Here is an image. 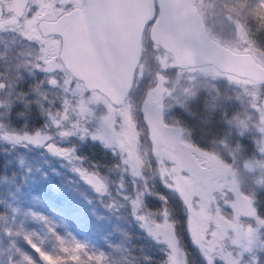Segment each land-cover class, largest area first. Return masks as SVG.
<instances>
[{
  "label": "snow or ice",
  "instance_id": "1",
  "mask_svg": "<svg viewBox=\"0 0 264 264\" xmlns=\"http://www.w3.org/2000/svg\"><path fill=\"white\" fill-rule=\"evenodd\" d=\"M257 6L264 7V0H257ZM202 7L197 0H0V35L11 33L29 50L27 62L17 66L16 80H24L19 76L21 67L28 76L43 73L33 91L45 98L54 93L48 103L56 109L46 113L51 126L40 121L47 132L17 131L12 110L6 114L7 121L0 120V185L5 192L0 196V264H119L113 254L79 239L67 224L58 226L59 209H54L55 216L31 210L33 204H49L33 193L49 180L47 168L58 157L87 180L103 204L114 196L109 183L87 174L83 160L77 161V142L87 136L68 129L82 115L94 116L102 128L114 133L116 145L133 158L129 166L137 170V177L148 168L152 184L159 179L182 204L191 199L196 212L191 217L185 212L188 236L203 264H264V212L258 207L257 186L250 184L251 174L257 168L264 170V45L254 39L257 34L264 36V14L253 17L255 32L238 26L235 35L240 46L229 50L202 28L207 20ZM109 8L121 10L119 20L96 15L98 9ZM226 19L232 22L231 15ZM74 45L103 73V82L73 71L70 50ZM245 47L256 69L248 82L236 73L234 63V56ZM10 72V68L0 71V91L9 87L3 78ZM202 81L227 82L237 95L221 100L218 89L216 94L211 88L202 90ZM201 97L205 111L220 115L218 123L225 135L215 142L218 147L193 149L196 164L184 167L179 153L189 146L173 113L188 112ZM141 113L144 127L139 124ZM51 128L58 129L59 141ZM169 132L176 134L175 142L167 139ZM229 137L233 142L253 140L252 158L245 161L239 145L233 151ZM65 139L71 147H65ZM17 151L25 153L18 163ZM197 173L207 174V191L200 190ZM185 174L188 179L182 181ZM144 184L145 189L131 201L133 215L166 246L162 264H187L188 253L180 245L175 223L169 222L171 213L165 207L157 213L163 222L153 219V210L145 204L146 194L151 193L147 178ZM258 185L264 195V182ZM52 187L59 190L57 185ZM80 195L92 203L83 192ZM105 206L113 210V205ZM22 241L36 256L25 250ZM110 247L113 253L121 250L118 245Z\"/></svg>",
  "mask_w": 264,
  "mask_h": 264
},
{
  "label": "trees",
  "instance_id": "2",
  "mask_svg": "<svg viewBox=\"0 0 264 264\" xmlns=\"http://www.w3.org/2000/svg\"><path fill=\"white\" fill-rule=\"evenodd\" d=\"M197 2L203 5L201 11L207 17L204 24L210 35L217 38L221 44L235 48L240 46L235 35L238 26L250 28L252 32H255L256 21L253 17L264 14V7H258L257 0H197ZM228 15L232 16V22L226 19ZM254 39L258 45H264V36L257 34ZM28 52V49L20 45L18 37L11 33L0 35V71L11 69V72L3 78V82L9 87L0 91V120L7 121L6 114L12 110L13 126L17 131L35 133L39 129L47 132L48 130L40 121L43 120L44 124L51 126L46 113L49 110L53 113L56 111L48 103L49 99L55 98V94L49 93L45 98L33 91L37 80L44 79V74L28 76L21 67L19 76L24 77V80L22 83L16 80L17 66H22L27 62ZM200 87L202 90L211 88L213 94H216L218 89L221 100L226 96L237 95L227 82L202 81ZM139 97L140 93L137 92L134 100L138 102ZM81 117L74 122L76 124L74 128L68 129L76 132L78 136L85 134L87 136L85 141L77 142V161L83 160L82 168L87 174L109 183L114 196L103 204L84 178H80L70 167H66L67 162L61 161L58 157L57 160L53 159L50 167L47 168L49 180L40 183L36 187V192L33 193L47 200L49 204L47 206L33 204L31 210L55 216L54 209H59L61 215L55 216L58 226L67 224L68 230L77 235L79 239L89 241L100 251L113 254L119 264H162L166 259V246L157 242L153 235L142 227L141 222L136 219L131 210V201L145 189L144 180L147 178L151 193L146 194L145 204L147 208L153 210V219L163 222L164 217L157 213L167 207L171 213L169 222L175 223L180 245L188 253L187 264H203L202 257L189 239L188 221L185 219L186 211L189 215L190 211L196 212V209L182 204L177 194L165 187L159 179L152 184V173L148 168L143 169V175L137 177L136 172H133L129 166L127 153L116 145L113 133L104 139L94 136L97 131L93 129L87 132L79 131L78 128L85 126L86 118L91 119L93 124L97 120L94 116H85L84 119ZM173 117L180 121V126L184 129L185 143L191 150L199 148L203 151L218 147L219 145L215 142L220 141L225 135V128L218 123L221 119L220 115H212L204 110L203 97L191 103L188 112L176 109ZM67 123L65 122V127ZM139 124L144 127L141 114ZM25 125L27 128L24 127ZM57 133L58 129L51 128V134L57 136V141H59ZM233 134H235V129H233ZM228 140L233 151L239 145L241 152L246 153L245 161L252 158L251 153L255 150L253 140L233 142L232 137ZM64 144L65 147H71L67 139ZM24 155L23 151H17L14 159L18 163L19 157ZM143 159L147 161V155H144ZM229 162H231L230 157ZM258 182H264V170L259 168L251 174L250 184L257 186L258 207L264 212V195L260 194ZM52 185L59 186V190L54 189ZM81 192L92 200L91 204L80 195ZM116 193L119 197L115 196ZM4 195L3 186L0 185V196ZM162 197L166 198L167 203ZM189 201V205L192 206L191 199ZM106 204L113 205V210L109 211ZM101 216L103 219H98ZM21 243L26 251L36 256L26 243L23 241ZM113 245H118L121 250L113 253L110 247Z\"/></svg>",
  "mask_w": 264,
  "mask_h": 264
},
{
  "label": "water",
  "instance_id": "3",
  "mask_svg": "<svg viewBox=\"0 0 264 264\" xmlns=\"http://www.w3.org/2000/svg\"><path fill=\"white\" fill-rule=\"evenodd\" d=\"M16 2L19 3V0H16ZM96 15L99 17H109L114 20H119L122 13L119 8H109V9H98L96 11ZM87 24H88V19H87V15H85L83 18V22H82V27L85 31L87 30ZM202 28L208 32L204 23L202 24ZM211 38L213 37L211 36ZM213 39L219 42L218 39L216 38H213ZM219 44L221 48L232 50V48L226 45H223L220 42ZM246 52L247 51H242L239 54L234 56L236 73L239 75L241 79H244V80H247V77L253 71L256 70L254 66L251 63H249V59L245 55ZM70 55L72 59L73 71L85 76L88 80L92 82H97V81L103 82L104 81L103 73L99 72L95 67H93L90 63L87 62L83 49H81L79 46L74 45L73 48L70 50ZM141 119L144 124L142 113H141ZM166 136L170 142H175L176 134L174 132H169L166 134Z\"/></svg>",
  "mask_w": 264,
  "mask_h": 264
},
{
  "label": "rangeland",
  "instance_id": "4",
  "mask_svg": "<svg viewBox=\"0 0 264 264\" xmlns=\"http://www.w3.org/2000/svg\"><path fill=\"white\" fill-rule=\"evenodd\" d=\"M217 39V38H216ZM232 49H236L235 47H232V46H228ZM243 51H247L246 48H244ZM244 80V79H242ZM246 82H248L247 80H245ZM85 116L82 115L81 119H84ZM90 129H93L95 131H97L96 133H94V136L96 137H102V138H108L109 135H111L113 132L110 131L109 129L107 128H102L101 125H100V122L98 120L95 121V123L93 124L92 120L91 119H87L86 118V124L85 126H81V128H78L79 131H89ZM73 131V130H72ZM114 134V133H113ZM179 156L181 158V161H182V164L184 167H193L195 164H196V161L192 159V150L188 147V149H186L185 151L183 152H180L179 153ZM127 157H128V163L129 165L131 164L132 162V157H129L128 154H127ZM131 170L133 172H136L137 170L133 167H131ZM197 177L200 179L201 181V184H200V190L201 191H206L208 189V187L210 186L209 182H208V179H207V174H204V175H201L199 173H197ZM182 181L183 180H186L188 179V176L187 174H185L184 176L181 177ZM87 183V180L84 179ZM91 186V185H90ZM190 198H186V204L192 208L191 205H189L190 201H189ZM195 215V212H191L189 213V216H194ZM157 229L155 227H153V233L156 232ZM149 233V232H148Z\"/></svg>",
  "mask_w": 264,
  "mask_h": 264
}]
</instances>
